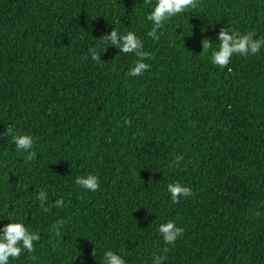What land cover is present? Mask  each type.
Listing matches in <instances>:
<instances>
[{"label": "trees", "instance_id": "trees-1", "mask_svg": "<svg viewBox=\"0 0 264 264\" xmlns=\"http://www.w3.org/2000/svg\"><path fill=\"white\" fill-rule=\"evenodd\" d=\"M150 10L148 0H0V133L31 134L36 152L29 161L0 136V225L11 214L41 236L9 264H103L106 248L128 264H152L154 252L165 264H264V48L223 69L210 60L225 25L264 38V0H198L158 39ZM113 27L144 41L142 76L127 75L133 54L103 43ZM96 45L107 47L100 62L88 54ZM89 172L96 192L74 183ZM175 181L192 194L173 204ZM167 220L184 230L174 246L158 233Z\"/></svg>", "mask_w": 264, "mask_h": 264}, {"label": "clouds", "instance_id": "clouds-1", "mask_svg": "<svg viewBox=\"0 0 264 264\" xmlns=\"http://www.w3.org/2000/svg\"><path fill=\"white\" fill-rule=\"evenodd\" d=\"M197 2L198 0H155L153 4L152 0H148L151 10L147 13L146 20L151 22L152 27L147 32V35L153 39H158L159 30L167 22L171 21L173 17L195 8ZM102 38L103 43L116 47L120 53L133 54L136 57L135 63L128 69L127 75L129 77L142 76L150 70L151 65L147 61L152 58L151 53L145 51L144 41L136 32L132 30L121 32L113 27ZM216 41H218V47L212 51L210 60L211 63L221 69L229 66L233 56H255L260 53L261 48H264V38L256 37L255 33L251 31L241 33L232 25L221 27ZM212 42L213 40L205 38L202 42L203 50L213 48ZM106 48L99 45L89 47L88 54L90 59L95 62L102 61L101 54L106 51ZM85 58L87 59L88 56ZM5 133L12 137L15 150L18 153L26 154L27 160L30 161L36 157L34 150L35 138L31 134L15 131L11 125L6 128L5 132L0 133V136ZM181 160L182 156L177 155L170 167H179ZM74 183L89 192H96L100 187L99 176L91 172L86 175L76 176ZM167 192L170 195L171 202L176 204L181 199L190 196L192 189L181 181H175L167 184ZM36 199L40 202L44 211H47V208H44V204L48 199L47 191L39 190ZM54 204L58 208L66 206L63 198L56 199ZM7 219L8 223L0 225V264H9L10 259L18 260L24 253L34 254L36 252V242L41 239L39 232L29 229L23 220L14 218L11 214H7ZM64 224L65 221L63 219H57L51 229L56 235H60ZM183 232V228L178 226L173 220H167L158 225V233L166 245L174 246L178 238L183 236ZM163 251L166 252L167 249ZM93 256H95V251ZM32 259H35V255L32 256ZM102 259L103 264H128L126 257L112 248L104 250ZM166 260L167 256L162 253L154 252L152 254V264H165Z\"/></svg>", "mask_w": 264, "mask_h": 264}]
</instances>
